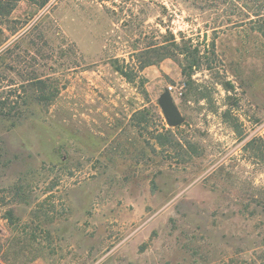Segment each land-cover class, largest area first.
Listing matches in <instances>:
<instances>
[{
  "label": "rangeland",
  "instance_id": "374dc122",
  "mask_svg": "<svg viewBox=\"0 0 264 264\" xmlns=\"http://www.w3.org/2000/svg\"><path fill=\"white\" fill-rule=\"evenodd\" d=\"M43 3L0 19V264H264V0Z\"/></svg>",
  "mask_w": 264,
  "mask_h": 264
},
{
  "label": "trees",
  "instance_id": "16d2710c",
  "mask_svg": "<svg viewBox=\"0 0 264 264\" xmlns=\"http://www.w3.org/2000/svg\"><path fill=\"white\" fill-rule=\"evenodd\" d=\"M11 1L19 2L21 0H0V19H6L11 16L13 10H10L9 8L6 7V5H9ZM50 0H44L43 6L46 5ZM9 2V3H7ZM255 16L258 19L264 18V13L257 12ZM173 46L175 47L176 52L173 54H167L166 52L162 56V58H168V57H174L177 59V56H182L184 58V62L186 63V66L183 69V75L186 77H189L190 74L188 75V70L189 71H194L193 67H196V69L201 68L202 64V51L198 46H195L191 44L190 41H185L184 39L181 42H178L176 38H173ZM145 68V66H144ZM143 68V69H144ZM117 72H119L126 80L129 82H132L133 76L123 67L121 66H116ZM230 85V84H229ZM226 86V89L228 92H231L233 87L231 86ZM231 87V88H230ZM234 90V89H233ZM0 110H3V107L0 106ZM232 112V108H229L224 115L230 116ZM173 129L168 128L167 133L170 134L172 133ZM262 141V139H254L253 143L256 141ZM261 150L264 149V145L259 147Z\"/></svg>",
  "mask_w": 264,
  "mask_h": 264
},
{
  "label": "water",
  "instance_id": "95a60500",
  "mask_svg": "<svg viewBox=\"0 0 264 264\" xmlns=\"http://www.w3.org/2000/svg\"><path fill=\"white\" fill-rule=\"evenodd\" d=\"M158 104L170 128H177L185 123V117L176 104L170 89L164 90L158 99Z\"/></svg>",
  "mask_w": 264,
  "mask_h": 264
}]
</instances>
